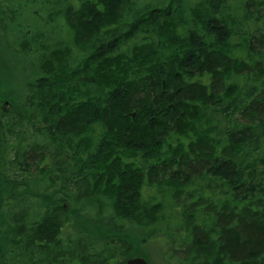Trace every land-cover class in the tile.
<instances>
[{"label": "trees", "instance_id": "16d2710c", "mask_svg": "<svg viewBox=\"0 0 264 264\" xmlns=\"http://www.w3.org/2000/svg\"><path fill=\"white\" fill-rule=\"evenodd\" d=\"M3 53L0 264H264V0H0Z\"/></svg>", "mask_w": 264, "mask_h": 264}, {"label": "rangeland", "instance_id": "374dc122", "mask_svg": "<svg viewBox=\"0 0 264 264\" xmlns=\"http://www.w3.org/2000/svg\"><path fill=\"white\" fill-rule=\"evenodd\" d=\"M8 60L10 61V56L8 54L3 53L2 55H0V61L6 62ZM8 71L9 70H5V72ZM9 75H11L10 78ZM9 75H8V79L10 80L8 84L9 88H16L17 85H20V81L12 72ZM17 75L19 76V74ZM263 148L264 147H262V151ZM131 239L135 241L134 238L131 237ZM133 244H134V248H133L134 257H138V255H142L147 261V264H168L164 261V255H163L164 249L163 246H161L162 245L161 242H158L157 240L156 241L152 240L150 242L135 241L133 242Z\"/></svg>", "mask_w": 264, "mask_h": 264}, {"label": "water", "instance_id": "95a60500", "mask_svg": "<svg viewBox=\"0 0 264 264\" xmlns=\"http://www.w3.org/2000/svg\"><path fill=\"white\" fill-rule=\"evenodd\" d=\"M126 264H147L143 258H132L127 260Z\"/></svg>", "mask_w": 264, "mask_h": 264}]
</instances>
